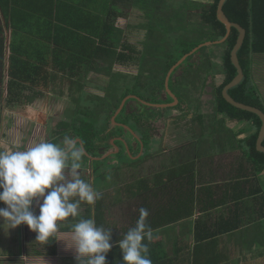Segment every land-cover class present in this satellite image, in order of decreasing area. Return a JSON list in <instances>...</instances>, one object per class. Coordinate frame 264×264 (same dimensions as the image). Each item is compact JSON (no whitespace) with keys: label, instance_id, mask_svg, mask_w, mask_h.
I'll return each mask as SVG.
<instances>
[{"label":"rangeland","instance_id":"rangeland-1","mask_svg":"<svg viewBox=\"0 0 264 264\" xmlns=\"http://www.w3.org/2000/svg\"><path fill=\"white\" fill-rule=\"evenodd\" d=\"M199 1L210 2L212 0ZM175 2L167 0V4H177L185 1L176 0ZM111 9L122 14L115 16V24L119 26V28L124 29L127 43L132 45L136 50L132 54L133 58L131 62L126 67L122 66L121 63H117L119 66H116L112 70V74L106 70L102 72L94 70L88 71V75L83 74L81 77H69L68 70L62 72L58 68L49 65V69L58 77L57 82L55 81L53 83H50L44 76L34 75L29 85L30 87L25 90L21 100L15 104V106L14 104L7 107L0 106V151L25 150L32 144L40 141L53 143L56 141V134L60 133V131H63V134H72L75 130H81V132L86 131L84 127L75 129V123H71V117L79 115V113H76V108L80 107L81 110L86 113L87 108H89L91 111L95 110L97 113L100 112L105 114V105L103 101L96 103L98 104L97 108H93L89 104L91 99L87 98V94L89 97L92 95L104 98L106 96V90L112 85L111 91L115 94V99L119 98L121 102L117 111L115 113L113 112L110 122H106L104 118L105 115L97 121V127L101 131V134L94 137V142L98 146L97 152L102 156H91L87 154L86 150L83 148V152L88 156L89 160L87 162L86 158H82V166L79 171L88 179L95 189L99 186L96 190L100 194L109 191V194L105 195L106 199H104L102 205L103 217L107 224L103 227L110 230L113 233L112 236L114 235V238L119 240L124 236L126 231L132 227L140 201L137 197L131 196L130 199L127 201L125 200L122 204L114 205L113 203L115 200L113 193L116 194L119 191H123L122 193L125 195L128 186L136 183V181H138L137 178L143 177L144 179H151L154 176L152 173L155 171L158 172V170L161 169L160 164L156 166L148 165L147 159L146 161L144 160L150 152L148 147L150 148L152 144L151 152H162L159 155L165 154V156L171 160L172 153L170 151H164L163 148L177 147V145L168 144L166 142L179 143L185 140L194 141V139H196V141H198L199 138L200 140L204 139V136L199 133V130L200 126L205 128L206 120L210 122V115H212L210 104L214 101L215 90L213 87V79L208 78L211 75L208 73L206 74L207 81L205 82V86L200 76H197V74L201 75L204 69L208 72L211 71L207 66L208 63L205 65L206 58L203 56L200 58L201 61L197 57L192 56L190 64L192 67L194 66V70L191 69L187 72L189 69H186L188 68V63L186 62L184 68H179L177 72L172 75L169 85L170 73L173 72H168L166 70L167 63L171 59V57H167L170 50V48L167 47L169 45H166L164 54V57H166L164 61L165 69L159 61H154V57L152 55L150 56L148 51L146 54L145 52H141L143 51L141 45L150 41H155L154 38H150L148 35L150 20L146 16L147 10L142 6V3L136 2V0H115V4L112 5ZM170 15V12L164 11L160 15V18L166 19L169 18ZM171 30H173V32L167 38V42L170 43V45H172L173 39L184 35L181 30H177L174 26ZM220 41H223V39ZM206 43H210L207 46H203L206 53L212 57L215 63L221 65L224 55V47L221 46L222 43L215 45L211 41H208L201 45ZM137 48L138 50L140 49V53ZM174 54L175 52L173 51V55ZM2 56L4 60L3 65L0 67V80L2 81L0 86L3 92H7V82L11 77L12 71L10 63L11 51L5 48ZM141 65L150 66L151 69H156L158 71L150 72L143 70ZM199 65H201V69H198ZM101 67H103L102 64ZM80 68H82V64ZM184 69L185 72L183 71ZM195 69H198L199 73ZM120 73L123 74L121 77L118 76ZM175 75L176 79L182 78L179 81L180 84L175 83L174 85V83H172ZM114 76H117V78L115 82H112ZM218 77L214 79L215 85L220 84L222 76L218 75ZM163 79L165 81L163 82L165 88L159 82V80ZM167 79L168 86L171 87V91L173 90L172 93L174 95L177 94L176 96H178L180 100H186L189 105L196 106L200 98L199 105L196 109L201 108L202 113H200V111L196 113V118L194 119V115L185 116L184 112L175 108L177 106L175 102L168 108L157 110L156 105L166 104L165 101L171 96V93L166 87ZM77 81H79V84L76 83ZM126 86H129V88L125 89ZM185 88L189 90L187 91L188 93H186V90H183ZM261 93L264 95V90H262ZM76 101H81V104ZM3 103L4 101L0 98V105ZM96 104L92 102V106ZM113 106L115 107V105ZM151 106L155 107V111L151 109ZM193 109L197 112L195 108ZM182 115L185 116V119H183L184 117H182ZM168 121H170V124H168ZM231 122L232 121H227L225 126L232 129L234 123ZM61 123L64 124L60 125L59 128V124ZM69 123L71 124L69 125ZM147 123L153 125L154 128L152 127L149 130ZM216 123L218 124V122ZM120 125L124 127L122 130L119 128ZM67 130L70 131L67 132ZM236 130L238 131L237 128ZM186 131H190L192 134ZM227 132L230 131L224 129L218 132V134H220L219 136L221 138H226V136H229ZM246 136L247 133L241 134L238 136V139ZM141 137L146 140L145 143L142 142ZM78 140L81 139L73 140L76 142V146H78ZM109 145L113 148H108ZM137 148H140L141 151L139 152ZM142 151H144V155L140 156ZM151 157H153V155H151ZM159 158H162V156ZM136 160L144 161L139 162V165L134 164V166H131L130 164L136 162ZM98 161L101 162L99 165H97ZM95 166H98L101 171L103 170V172L107 174L108 181L104 180L98 185L94 184V179L96 178L94 172ZM68 178L70 179V177ZM0 206L4 207L5 205ZM94 206H90L86 203L81 204L79 219L87 218L88 207L93 209ZM72 221L73 218L70 217L67 221L62 222L55 236V238L59 237L56 243L58 242L61 244V240L66 238L61 229L71 225L72 223L70 222ZM26 227L25 225V229H27ZM16 234L17 229L10 230L9 232L0 230V252L7 246H9L11 250L14 249V247L12 248V243L16 244L15 248H19L20 239L15 237ZM10 237L11 240L8 241ZM35 243H37V245ZM63 243L67 244L65 242ZM47 244L48 241H36V234L30 231L28 245H32L31 250L34 251L32 252L33 254H38L41 258H46L47 256L52 257L48 252L51 248H47Z\"/></svg>","mask_w":264,"mask_h":264},{"label":"trees","instance_id":"trees-1","mask_svg":"<svg viewBox=\"0 0 264 264\" xmlns=\"http://www.w3.org/2000/svg\"><path fill=\"white\" fill-rule=\"evenodd\" d=\"M10 0H0V67L3 65L4 57L2 56L4 53L5 45H6V37H7V31L12 28V26L15 27L16 23L10 21L11 17L13 16V12H15V7H10L9 5ZM171 2H175L176 0H170ZM183 3H177V4H167V0H136V2L142 3V6L147 10L146 16L150 20V27L148 29V35L150 38H154V42H147L145 43V54L148 51L149 55L153 56L154 61H159L165 69L164 61L166 57H164L166 45L168 48H170L169 53L167 57H171L170 61L167 63L166 70L169 71L173 67V65H176L178 61L182 59L183 56L189 54L191 51H193L195 48L200 46L201 44L211 41H219L221 39H224L227 34V30L225 25H223L217 18V9L218 4L220 0H212L210 2H203V1H193V0H184ZM176 3V2H175ZM85 8V5L83 6ZM83 9V8H82ZM224 13L228 17V19L231 22H234L236 24H239L242 26L246 32V38L245 42L242 46V48L238 52V57L240 60V64L244 70V80L239 84L238 86L232 88L229 90V94L232 98H234L237 102L243 103L248 106H252L255 108H258L262 110L261 105V98H259L257 89L254 88L252 82H251V60L254 56L262 57L264 55V0H227L224 4ZM76 11L78 12L79 9L76 8ZM95 14L99 15L100 13L97 10H92ZM168 11L171 13L169 18H160V15L164 12ZM75 12V13H77ZM162 12V13H157ZM102 13V11H101ZM198 14V15H196ZM15 15V13H14ZM93 15V13H92ZM70 20H72L71 17H69ZM155 20V22H154ZM194 20V21H193ZM49 26L52 28L54 26L53 23L49 22ZM173 26L177 30H181L184 35L179 36L172 41V45L167 42L168 36L173 32L171 30ZM114 27L111 25H107L108 30H112ZM191 32V33H188ZM74 31H72L71 34H73ZM78 33V32H77ZM238 30L235 28H232L230 36L224 41L221 46L224 47V55H223V63L217 64L213 60H211V57L206 53L205 48L200 49L195 55H202L204 54L208 59L205 61V65L208 63V67L211 71H207L204 69L203 73L197 74V76H200V79L202 82H205L206 80V74L215 78L217 75H223L224 76V82H222L218 87H214V101L210 104L211 106V114L210 115V122H207L205 127H211L213 129V132L211 134H202L204 136L203 140L200 141H213V143L219 142V143H228L232 145H238L239 143L243 144L245 147L247 146V160H244L242 162L241 160H238L237 162H232V167L235 168L238 165H242L243 168H245L244 172V178L241 179L238 184L244 185L249 191V196H254L255 193L252 191L254 186H264V177L261 175L264 171V153L260 152L257 149V140L260 133V129L262 127V120L261 118L254 113L244 111L241 109H238L234 106H232L230 103L226 101V99L223 96V90L224 88L232 82V80L237 76L238 71L237 68L234 66L231 60V52L236 45L237 39H238ZM103 36V35H102ZM62 42V46L66 47V49L75 48V52L73 50L71 51H63L61 53H58L56 51L54 52H20V49L18 47V44L13 39L10 44V51H11V77L7 82V92L2 91V87L0 86V98L2 101H4L3 104L0 106H12L14 104H17L21 97L24 95L25 90H27L31 84L32 77L34 75L37 76H44L50 83L57 82L58 77L54 75V73L49 69V65L53 66L54 68H58L60 71L66 70L67 67L70 69L69 77H81L83 75L82 68H80V65L87 61V57L85 55H88L84 50H81V47L86 45L85 38L73 36V35H67ZM96 39H93V37H90L88 39V42L93 43ZM102 42L103 38H102ZM220 46V45H219ZM108 47V46H107ZM57 51H60L61 48L58 47ZM106 48V46H105ZM104 49L103 46L100 48L93 49V54L100 57L101 59L105 58V68L106 71H109L112 74L113 66L120 62V58H124L125 55H122L121 53H117L116 51L113 52L109 51L106 55L100 54L98 52L102 51ZM107 49V48H106ZM173 51L175 54L173 55ZM194 55V56H195ZM190 58L187 59L188 68L187 70L190 71L191 69L194 70V67L189 63ZM185 62V63H186ZM130 63V62H129ZM180 66V68H184V65ZM187 67V66H186ZM201 69V65H199L198 69ZM67 69V70H68ZM143 70H147L150 72L158 71L156 69H151L150 66L142 65ZM198 69H195L198 73ZM100 69H95V71H99ZM192 70V71H193ZM185 72V69L183 70ZM217 71V72H216ZM102 72V71H101ZM123 74H119L118 76L121 77ZM174 75V74H173ZM148 76V75H146ZM117 76H114L113 81L115 82ZM179 80L176 84H180ZM161 85L164 87L163 80H159ZM2 81L0 80V84ZM49 83V82H48ZM79 84V81L76 82ZM114 85V84H113ZM175 85V84H174ZM112 86V85H111ZM109 87L106 90V96L104 98H100L99 96H88L87 98H90L89 104L93 108H97L100 101H103L104 113H97V111H91L89 108H87V113L85 111H82L80 107L76 108V113H79V115L72 116L71 117V123L74 122L75 129L78 128H86V131L81 132V130H75L74 133H65L63 134V131L56 134L55 142L61 143L65 137H70L72 140L75 139H81L83 145H78L83 152V148L86 150L87 154L91 156H102L99 154L98 146L94 142V137L101 134V131L97 127L98 123L97 121L105 115L106 122H110V119L113 115V112L115 113L119 107V104L121 100L118 98L115 99V94L112 93L111 88ZM205 86V85H204ZM129 86H126L125 89H128ZM165 88V87H164ZM171 90V87H170ZM183 90H186L183 89ZM126 91V90H124ZM186 90V93H188ZM74 94V92H73ZM125 94V92H124ZM177 95V94H176ZM114 99H113V98ZM178 97V96H177ZM179 99V98H178ZM173 97L169 98L165 103H171L173 101ZM77 103L81 101H76ZM92 102L96 104L95 106H92ZM179 105H177L175 108L181 110L184 112L185 116H195L196 113L200 111L201 108L196 109L197 106H191L187 103L186 100H179ZM115 105V107L113 106ZM195 108L197 112L193 109ZM155 111V110H154ZM263 111V110H262ZM264 112V111H263ZM83 113V114H82ZM86 113V114H85ZM192 113V114H191ZM185 116L183 119H185ZM213 116V117H212ZM221 116V117H220ZM196 118V117H195ZM194 119V117H193ZM85 123H84V122ZM227 121L234 122L236 128L238 129L239 133L236 135L231 134L230 132H227L229 136H226V138H221L216 133V130L219 131V128L225 127L228 131H233V129H229L225 126V123ZM218 122V124L216 123ZM69 123V125L71 124ZM210 123V124H208ZM64 123L59 124L62 125ZM221 124V125H220ZM242 125V126H241ZM121 130L124 128L123 126L119 127ZM215 128V131H214ZM67 129V128H66ZM70 130H67L69 132ZM99 131V132H98ZM222 130H220L221 132ZM149 133V132H148ZM233 133V132H232ZM248 133V135L243 139H238V136L240 134ZM224 136V135H221ZM142 142L145 143V139L141 137ZM148 143V142H147ZM264 145V141H263ZM108 147V146H107ZM144 147V146H143ZM108 148H113L109 145ZM146 149V147H145ZM245 149V148H244ZM219 152V151H218ZM120 154V153H119ZM147 157V156H146ZM83 158H86L87 162L89 160L88 156L86 157L85 153L83 152ZM109 160V159H107ZM146 161V158L144 159ZM143 160V161H144ZM141 160H136V162L131 163V166L139 165V162H143ZM101 162H97V165H99ZM246 163L250 167V172L247 174V167ZM220 164V163H219ZM235 173V171L231 170ZM94 172L96 174V178L94 179V184L98 185L102 181H108L107 180V174L101 171L98 166H95ZM156 173L151 179H144L143 177L137 178L138 181L136 183L132 184L131 186H128L126 190V194L122 193L123 191H119L118 193H113L114 197V205L122 204L130 199L131 196H135L140 201V205H138L137 209V215L136 218L133 221V226H135V222L139 217V209L140 208H146L148 210V217L146 219L147 225L151 228V230H157L164 226V221L162 218L161 213H155L152 211L150 206H153L154 204H167L169 205L168 208L165 207L166 210L162 211V213L168 217L169 224L177 223L179 220H182L187 217H191L193 215L192 209L189 210L188 206H182L181 208L178 207V200L179 195L182 194L178 189H173L172 195L173 197L166 198L163 196L165 193L164 189L167 188V185L171 187V182L164 181L162 179V174ZM152 173V174H154ZM243 175V174H242ZM211 181L207 180H201L199 181L198 185V191L201 192L208 191V189H211L213 185L211 184ZM187 185H191L187 191L193 190L195 191V184L192 183H181L183 185V188ZM177 186H179V183H176ZM165 186V187H164ZM173 186V185H172ZM96 187V186H95ZM99 187V186H98ZM96 187V189L98 188ZM186 191V193H187ZM109 191L107 192H101V198L97 200L95 203V206L93 209L91 207H88L87 218L94 217L96 224L98 226H106L105 219L103 217V210L102 205L104 199H106L105 195H108ZM170 193V192H169ZM168 193V195H169ZM188 194V193H187ZM181 196V195H180ZM189 198H187V201L190 203L193 202V196L188 195ZM262 203V212L261 216L264 217V195L259 197L257 199ZM186 203V202H185ZM94 213V214H93ZM79 217H77L76 220H78ZM76 220H73L71 225L67 226L66 228H62L61 230L63 233H71V228L73 224L76 222ZM107 230V228H105ZM127 232V231H126ZM113 234V233H112ZM121 237L120 239H122ZM154 239V236H153ZM153 239L149 241H145V243L148 244L149 247V257L152 260V264H175L172 259H168L166 256H161L160 252L163 250V246L159 245L158 242L154 243ZM113 243L118 240L114 238V235L112 236ZM57 238H52L48 241L47 248H51L50 251H48L52 256H56L59 252V245L56 243ZM37 245V243H35ZM198 254H200V250H197ZM121 253L118 247H113L112 250L107 255V264H121ZM168 259V261L166 260ZM164 262V263H163Z\"/></svg>","mask_w":264,"mask_h":264},{"label":"crops","instance_id":"crops-1","mask_svg":"<svg viewBox=\"0 0 264 264\" xmlns=\"http://www.w3.org/2000/svg\"><path fill=\"white\" fill-rule=\"evenodd\" d=\"M114 4L115 0H10V7H15L10 21L15 22L16 25L6 33L5 48L10 51V44L14 39L18 47L23 49L19 50L20 52L51 53L56 51L61 53L71 50L75 52V48H70V50L62 46L63 39L67 35H73L87 39L86 45L81 47V50L88 54L85 55L88 60L82 63L83 74L98 68L100 72L106 70L107 59H101L93 54V49L101 46L104 49L98 52L100 54L106 55L113 50V52L125 55L124 58H120L119 63L126 67L136 50L127 43L124 29L115 24V16L122 14L111 9ZM76 8L79 9L78 12ZM92 10H97L100 14L97 15ZM49 22L54 24L52 28ZM107 25L114 28L108 30ZM72 31H74L73 34H71ZM90 37L96 39L93 41L94 44L88 42ZM58 47L61 48L60 51H57ZM178 64L179 61L168 72H174L179 68ZM251 64V82L257 89L264 111V95L261 93L264 90V55L254 56ZM116 66L119 64L114 65L113 69ZM175 66L178 67L174 69ZM224 129L226 128H219L216 133ZM232 129L231 134L239 133L235 124ZM212 132V126L205 128L200 126V134H211ZM166 143L177 145V147H172L173 149L163 148L164 151L172 153L171 160L165 154L159 155L162 152H151L152 144L150 148L148 147L150 152L146 157L148 165L160 164L161 169L158 172L162 174V179L166 181L165 183L168 181L172 183L171 187L164 186L163 196L173 197L172 191L177 188L182 193L181 196L179 195L178 207L188 206L189 210L192 209L193 215L186 216L177 223L169 224L168 217L162 213L169 205L163 203L150 206L153 212L161 213L163 220L166 221L163 223L164 226L152 231L153 242H158L163 246L161 256L172 259L175 264H264V217L261 216L262 203L257 200L264 195V186H254L252 191L255 195L249 196V191H247L249 187L238 184L244 178L245 168L242 165L233 168L231 165L232 162L238 160L242 162L247 160V146L241 143L236 146L228 143H213V141L197 142L196 139ZM137 150L141 151L140 148ZM142 155L144 151L140 156ZM160 156L162 158H159ZM246 167L247 174H249L250 167L247 163ZM261 175L264 177V171ZM201 180L212 182L213 187L208 189L210 193L197 190ZM192 182L195 184L194 193L193 190L187 191L191 185L186 184L184 188L181 185V183ZM176 183H179V186ZM191 193L194 200L189 203L187 198ZM29 234L30 231L28 228L25 229V225L17 228L15 237L20 239V246L15 248L16 244L12 243L14 249L11 250L9 246L4 248L0 252V262L4 263L0 264H76L74 251L67 249L66 244L63 243L71 247V233H65L66 238L61 240V244L57 242L60 247L58 254L46 258L32 253L34 252L31 250L32 245H28ZM9 240L11 237L8 238ZM197 250L201 253L198 254Z\"/></svg>","mask_w":264,"mask_h":264},{"label":"clouds","instance_id":"clouds-1","mask_svg":"<svg viewBox=\"0 0 264 264\" xmlns=\"http://www.w3.org/2000/svg\"><path fill=\"white\" fill-rule=\"evenodd\" d=\"M83 152L70 137L61 143L40 141L25 150L0 151V230L21 225L36 234V241L54 238L70 217L80 216L81 204L94 206L101 194L79 171ZM67 172V176H66ZM70 177V179L68 178ZM146 208L139 209L135 226L113 243L112 232L98 226L94 217L80 218L71 228L76 264H107L118 247L121 264H152L145 241L153 239Z\"/></svg>","mask_w":264,"mask_h":264},{"label":"water","instance_id":"water-1","mask_svg":"<svg viewBox=\"0 0 264 264\" xmlns=\"http://www.w3.org/2000/svg\"><path fill=\"white\" fill-rule=\"evenodd\" d=\"M227 0H220L219 1V4H218V9H217V18L218 20L223 24L225 25L226 27V30H227V34H226V37L223 39V41H215V42H212L214 43L215 45H218V44H221L223 43L224 41H226V39L230 36L231 34V31H232V28H235L238 30V39H237V42H236V45L234 46L232 52H231V60H232V63L234 64V66L237 68V71H238V74L237 76L232 80V82H230L223 90V96L224 98L226 99V101L228 103H230L232 106L238 108V109H241V110H244V111H248V112H251V113H254V114H257L261 120H262V127L260 129V133H259V136H258V140H257V149L264 153V145H263V141H264V112L258 108H255V107H252V106H248V105H245L243 103H239L237 102L234 98H232L229 94V90L238 86L239 84H241V82L244 80V77H245V74H244V70L240 64V60H239V57H238V52L239 50L242 48L244 42H245V38H246V35H247V32L246 30L240 26L239 24H236L234 22H231L228 17L226 16V14L224 13V4L226 3ZM210 43H206L204 45H200L198 46L193 52H191L190 54L184 56L180 61H179V64H182L187 58L189 55H192L194 52H196L198 49L202 48L203 46H207L209 45ZM178 66H175V68H177ZM166 87L168 89V79H167V82H166ZM173 99L175 100V103H178V99L173 96ZM173 105V104H172Z\"/></svg>","mask_w":264,"mask_h":264},{"label":"flooded vegetation","instance_id":"flooded-vegetation-1","mask_svg":"<svg viewBox=\"0 0 264 264\" xmlns=\"http://www.w3.org/2000/svg\"><path fill=\"white\" fill-rule=\"evenodd\" d=\"M214 42H215V41H214ZM145 47H146L145 44L141 45V48H143V51H141V52H145V51H146V48H145ZM202 48H203V47H202ZM202 48H200V49H202ZM200 49H199V50H200ZM199 50H198V51H199ZM198 51H197V52H198ZM197 52H196V53H197ZM139 53H140V49H139ZM190 53H191V52H190ZM190 53H189V54H190ZM196 53H195V54H196ZM195 54L189 55L188 58H190L191 56H194ZM187 55H188V54H187ZM208 55H209V54H208ZM185 56H186V55H185ZM202 56L205 57L206 59H208V57H206L204 54H202V55H195L194 57H197V58L201 61L200 58H201ZM209 57H210V55H209ZM182 58H183V57H182ZM188 58H187V59H188ZM187 59H186L181 65H183V64L187 61ZM211 60H213L212 57H211ZM189 63H190V62H189ZM181 65H180V66H181ZM180 66H179V68H180ZM141 67H142V65H141ZM193 67H194V66H193ZM197 67H198V66H197ZM179 68H177L174 72L171 73V76H170V79H169V85H170V83H171V77H172V75H173L175 72H177V70H178ZM176 75H177V74H176ZM176 75H175V77H176ZM213 76H214V75L212 74V76L208 77V78H212V79H213V87H215V86L218 87L222 82H224V76L221 75L222 77H221L220 84H219V85H215V83H214V79H215L216 77H218V75H217L215 78H214ZM175 77H174V80H172V83H174V84H175V82L177 81V79H176ZM218 78H219V77H218ZM206 81H207V79L205 80V82H206ZM205 82H203L204 85H205ZM164 87H165V85H164ZM167 90H169V92L171 93V96H169V98H171V97H173V96H175L177 99L179 98V97H177L176 95H174V94L172 93L173 90H172V91L170 90V86H168V89H167ZM164 97H165V94H164ZM169 98H168V99H169ZM168 99H167V100H168ZM167 100H166V101H167ZM179 100H180V99H178V103H179ZM173 101L175 102V100H173ZM199 101H200V98H199V100L197 101L196 106L199 105V104H198ZM174 102L166 103V104H163V105H156V106H157L156 108H157V110H159V109H161V108H162V109H164V108H168V107L171 106ZM178 103H177V105H179ZM158 107H159V108H158ZM154 108H155L154 106H151V109H153V111L155 110ZM168 124H169V121H168ZM120 126H122V125H120ZM120 126H119V127H120ZM147 126L149 127V130L153 127V125H151L150 123H147ZM153 128H154V127H153ZM74 143H75V146H76V142H74ZM120 143H121V142H120ZM138 144H139V143H138ZM78 145H83L82 140H78ZM126 145H127V144H126ZM76 147H77V146H76ZM77 148H79V147H77ZM99 154H100V153H99ZM85 155H86V154H85ZM86 157H87V155H86ZM82 158H83V157H82Z\"/></svg>","mask_w":264,"mask_h":264}]
</instances>
